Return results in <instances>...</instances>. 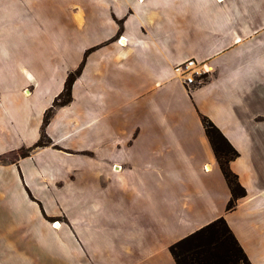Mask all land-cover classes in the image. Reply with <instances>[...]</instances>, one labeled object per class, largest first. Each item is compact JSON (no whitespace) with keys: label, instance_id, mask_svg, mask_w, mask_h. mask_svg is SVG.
Instances as JSON below:
<instances>
[{"label":"crops","instance_id":"crops-1","mask_svg":"<svg viewBox=\"0 0 264 264\" xmlns=\"http://www.w3.org/2000/svg\"><path fill=\"white\" fill-rule=\"evenodd\" d=\"M188 59L208 72L189 91ZM200 116L238 154L231 211ZM220 217L264 264V0H0V264H175L169 247Z\"/></svg>","mask_w":264,"mask_h":264},{"label":"trees","instance_id":"trees-1","mask_svg":"<svg viewBox=\"0 0 264 264\" xmlns=\"http://www.w3.org/2000/svg\"><path fill=\"white\" fill-rule=\"evenodd\" d=\"M94 49L86 50L82 62L67 75L61 93L53 100L51 108L43 115L42 129L47 125L54 108L66 106L71 102L72 84L81 73L86 56ZM200 121L219 170L229 189L230 198L225 206V211H231L235 208L237 201L245 196V190L229 169V163L238 154L211 121L204 116H200ZM43 138V136L40 137L36 147L47 145L48 142ZM169 252L175 264H250L222 217L175 242L169 247Z\"/></svg>","mask_w":264,"mask_h":264},{"label":"rangeland","instance_id":"rangeland-1","mask_svg":"<svg viewBox=\"0 0 264 264\" xmlns=\"http://www.w3.org/2000/svg\"><path fill=\"white\" fill-rule=\"evenodd\" d=\"M118 24H119V22H118ZM119 28H120V30H119V33L117 34V36L116 37H114V39L113 40H116L117 42H118V40L121 38V37H119V34L121 33V29H122V27H121V24H119ZM88 39H86V36L83 38V40H82V42H83V44L87 41ZM80 44H81V41H80ZM102 45V44H101ZM76 47V42L75 41H72L71 39H69L68 40V44H67V49H68V51L69 52H72L73 50H74V48ZM92 47V46H91ZM98 46H94V47H92V48H97ZM94 49V50H95ZM69 59H70V56H69ZM63 107V106H62ZM56 108H59V107H56ZM74 109V107L72 108V110ZM53 111H54V109H53ZM52 111V112H53ZM104 124H106V119H104L103 120V122L100 124L101 126H99V131H101V129L104 131V130H106V128L103 126ZM100 127H101V129H100ZM104 133L102 132V135H101V139L103 138V137H105V135H103ZM103 136V137H102ZM43 140L44 141H47L46 140V138H43ZM73 143H75L77 146H84V145H86V144H88V143H93V137L91 136V134H85V135H83V136H75L71 141H68L66 144L68 145H70V144H73ZM20 156H26L27 155V153L26 152H21L20 154H19ZM39 159H50L51 161H55L56 159H62V158H60V157H58V156H53L52 155V157L51 156H48V155H46V156H38L37 158H36V160H39ZM77 163H79V165H80V163H81V160H79V161H77ZM75 165H76V160H69V169H68V176L69 177H72V181H71V183H69L68 184V187L69 186H72V188H73V190L76 188V171H75ZM59 170V169H58ZM56 222H53L52 223V226H54V224H55Z\"/></svg>","mask_w":264,"mask_h":264},{"label":"built area","instance_id":"built-area-1","mask_svg":"<svg viewBox=\"0 0 264 264\" xmlns=\"http://www.w3.org/2000/svg\"><path fill=\"white\" fill-rule=\"evenodd\" d=\"M173 71L180 76L182 84L187 91L192 87L203 84L208 74L202 63H198L194 59H188L176 65Z\"/></svg>","mask_w":264,"mask_h":264},{"label":"bare ground","instance_id":"bare-ground-1","mask_svg":"<svg viewBox=\"0 0 264 264\" xmlns=\"http://www.w3.org/2000/svg\"><path fill=\"white\" fill-rule=\"evenodd\" d=\"M124 43H125V40H124L123 38H120V39L118 40V44H119L120 46H123ZM25 94H28V93L25 91ZM54 227L57 228V227H58V224L55 223V224H54Z\"/></svg>","mask_w":264,"mask_h":264}]
</instances>
